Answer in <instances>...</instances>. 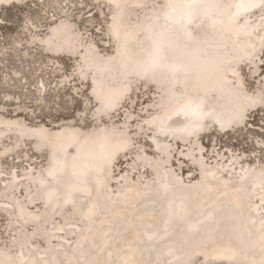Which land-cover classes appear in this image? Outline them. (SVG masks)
Returning <instances> with one entry per match:
<instances>
[{"label":"bare ground","instance_id":"6f19581e","mask_svg":"<svg viewBox=\"0 0 264 264\" xmlns=\"http://www.w3.org/2000/svg\"><path fill=\"white\" fill-rule=\"evenodd\" d=\"M13 1L18 0H0V5ZM97 1L110 7L112 54L97 55L92 47L78 49L80 42L66 20L50 28L47 39L62 44L61 49L70 47L74 37L73 49L52 53L48 46L54 44L42 47L51 55H78L76 77L88 80L90 94L106 112L110 110L104 114L108 125L88 131L72 126L50 130L0 116V133L17 130L10 136L14 147L32 142L35 154L47 153L43 171L47 178L33 174L34 184L29 177L23 181L33 187L27 193L29 203L41 212H28L12 189L4 194L7 185L0 190L5 200L1 212L12 214L7 220L17 224L10 241L14 250L0 246V264H264V165L238 161L228 149L208 162L195 148L200 137L210 133V124L222 134L236 130L260 103L259 96L244 91L240 68L245 65L248 73L257 72L254 57L264 47V13L260 19L251 18L264 7V0H162V12L147 9L137 19L131 18L133 12L124 18L126 9L131 4L140 9L147 0L144 6L140 5L144 0ZM197 8L194 24L202 34L195 38L189 27ZM203 19L208 21L207 29ZM162 22L171 26L169 31L161 27ZM141 33L144 41L136 46V34ZM154 67L158 74L150 70ZM133 78L162 86L151 83L167 99L156 103L147 125L153 132L157 128L175 134L163 138L170 143L177 140L184 148L178 150L179 160L195 169L197 159L203 160L197 177H191V171L169 174L168 165L161 164L153 173L154 184L131 183L122 188L120 181L116 191L109 190L114 165L131 149L122 135L124 128L112 125L111 118L127 100ZM77 196L82 201L76 202ZM6 200L9 206L13 202L14 210H8ZM65 208L80 225L44 232L45 225ZM26 225L32 229L26 231ZM70 234L75 235L71 244L65 240ZM57 235L62 241L51 244ZM36 237L45 240L42 247L33 242Z\"/></svg>","mask_w":264,"mask_h":264},{"label":"rangeland","instance_id":"374dc122","mask_svg":"<svg viewBox=\"0 0 264 264\" xmlns=\"http://www.w3.org/2000/svg\"><path fill=\"white\" fill-rule=\"evenodd\" d=\"M145 1L140 5L144 6ZM221 1L222 3L228 2V0ZM134 6L131 4L126 9L124 18H127L132 12L131 18L137 19L147 9L160 12L163 10L162 0H147L144 7L136 10ZM109 13L110 7L97 0H18L7 6L0 5V116L6 119L17 118L28 126L43 125L50 130L55 126H72L81 131H88L99 124L107 126L108 124L104 121V114H108L110 110L106 112V108L102 106L99 99L93 93L90 94V82L88 83V80L80 81L76 77V69L78 68L76 57L78 55H51L44 51L42 44L44 46L48 43L54 44V46H48L52 53L71 51L73 49L72 43L75 42L74 37L69 43L70 47L61 49L59 46L62 47V44L50 41V38L47 39L51 33L50 28L58 22L66 20L80 42L78 49L92 47L97 55H110L114 49L110 47L111 41L109 40ZM263 13L264 7L253 14L251 20L260 19ZM198 14L197 8V12L193 14L192 25L189 27L195 38L202 34L194 24V22H198ZM158 19L160 20L161 17ZM204 22V29H207V19ZM174 26L178 27L175 24ZM161 27L168 31L171 28L164 22H162ZM136 35L137 40L134 44L138 46L144 40L142 33ZM179 39L181 40V38ZM254 61L257 66L255 74L248 73L245 65L241 66L240 73L243 78L244 91L259 96L260 100L257 101L260 103L257 105V109L245 115L242 126L236 130L222 134L214 129L215 125H209L211 127L210 133L200 137L198 146L195 144V148L198 147L197 151L201 150L208 162L213 161V156L217 152L223 155L228 152V149L236 154L238 161L248 165L253 162L256 166L264 165V47L254 57ZM148 67L151 66L148 65L146 68ZM89 72L87 70L85 75L90 78ZM149 77L151 78V76L147 78ZM152 82L156 84L157 81L133 78L127 100L111 118L112 125L116 128H124L122 135L127 137L131 148L130 152L119 158L114 165L111 179H108V188L112 192L116 191L120 181H123L120 185L122 188L131 183L135 185H139L140 182L154 184L153 173L159 170L161 164L168 165L169 174L191 171V177L199 175L203 160L197 159L195 162L197 169H195L190 163L179 160V151L184 148L176 144V142L178 143L177 140L175 143L173 141L170 143L163 138L165 135L175 136V134L170 133V131L167 133L160 132L156 127H153L156 128L154 132L149 129L152 126L147 125L151 124L147 122V119L155 114L156 103L160 99H167L164 95L165 92L163 94L162 91L159 94L160 92L151 84ZM170 83L173 84L172 81ZM156 86L162 87L157 84ZM101 97L100 95L99 98ZM100 111L106 113L102 112L101 115L99 114ZM94 118L96 120L93 122ZM125 118L126 124H124ZM235 123L237 122H233V127H235ZM156 130L159 131L158 134ZM16 132L9 129L0 133V140L7 136L0 143V190L7 185L8 191L6 190L4 194L7 195L12 189L13 197L22 201L24 206L28 207V212H41L40 207L35 206V203H29L27 193H31L33 187H30L29 184H23V181L26 177H29L28 180L31 183L38 176L47 178L43 176L45 175L43 171L46 166L47 153L43 151L35 154L32 151V142L14 147L15 141L10 136H12L11 133ZM14 151L16 152L13 155L5 156ZM163 152L165 156H161ZM196 153L195 155H199ZM226 158L227 156L223 157V160ZM33 174L35 177H32ZM10 178L13 180L12 183H9ZM14 183L20 184L12 188ZM131 187L134 188L135 186ZM36 195L39 196L40 194L37 192ZM80 200L78 196L75 197L76 202H80ZM3 201L5 200L0 198V206ZM5 204L9 207L8 210H14L13 202L11 203L12 206L8 205L7 200ZM1 211L2 208L0 207V246L13 251L10 241L15 234L13 229L16 228L17 224L7 220V218H13L12 214L8 215ZM70 214V211L65 208L61 215H55L51 219L49 226L48 224L45 225L44 232L54 231L53 233H55L57 231L53 230L54 227L61 226L64 229H70V227L80 225L76 220L70 218ZM30 229H32L30 225L25 226L26 231ZM73 237H75L74 234L67 235L65 240L71 244L74 241ZM58 239L62 241L58 235L51 238V244L60 242ZM44 241L41 237H36L33 240L38 247H42Z\"/></svg>","mask_w":264,"mask_h":264},{"label":"water","instance_id":"95a60500","mask_svg":"<svg viewBox=\"0 0 264 264\" xmlns=\"http://www.w3.org/2000/svg\"><path fill=\"white\" fill-rule=\"evenodd\" d=\"M192 3H190V5H191ZM210 7L212 6V5H209ZM208 10V9H207ZM167 42V41H166ZM161 45H165L164 43H162ZM156 54H157V52H156ZM150 70H152V72L154 73V74H158V67H154V68H152V69H150ZM152 73V74H153ZM151 74V73H150ZM218 90V89H217ZM212 92H214V91H212ZM259 102V101H258ZM176 115V114H175ZM220 114H218V116H219ZM172 116V115H171ZM170 116V117H171ZM208 116V117H207ZM169 117V118H170ZM180 118L182 119V116H180ZM205 119H208L209 118V115H206V117H204ZM184 119V118H183ZM40 147L42 146V145H39ZM105 171L103 172L104 174H105V176H106V172H107V167L104 169ZM158 264V263H157Z\"/></svg>","mask_w":264,"mask_h":264}]
</instances>
